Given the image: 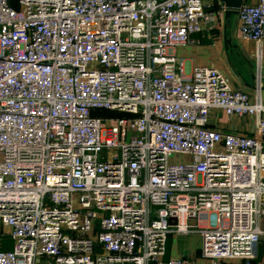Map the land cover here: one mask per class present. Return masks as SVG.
Listing matches in <instances>:
<instances>
[{
  "label": "built area",
  "instance_id": "2783aa9c",
  "mask_svg": "<svg viewBox=\"0 0 264 264\" xmlns=\"http://www.w3.org/2000/svg\"><path fill=\"white\" fill-rule=\"evenodd\" d=\"M224 11L0 0V264H196L166 258L171 233L194 231L207 264H264V0L238 15L254 98L173 52ZM212 108L255 128H215Z\"/></svg>",
  "mask_w": 264,
  "mask_h": 264
},
{
  "label": "crops",
  "instance_id": "0c3cea01",
  "mask_svg": "<svg viewBox=\"0 0 264 264\" xmlns=\"http://www.w3.org/2000/svg\"><path fill=\"white\" fill-rule=\"evenodd\" d=\"M258 0H244V4H256ZM231 40L229 47L226 39ZM257 45L250 40L242 39L239 30L238 15L226 17L225 11L216 23L205 26L201 32L192 36V41L173 49L174 53L185 59L186 75L196 65L215 66L227 77L229 85L249 93L256 94L257 80L253 77L257 69ZM262 75L264 76V44L261 58ZM264 81L262 82V87ZM260 93L264 103V89ZM211 126L224 132L250 134L255 128V117L230 116L225 111L212 108L210 111ZM187 256L196 264H207L201 257V249L168 253L166 258ZM261 259L258 260L260 264Z\"/></svg>",
  "mask_w": 264,
  "mask_h": 264
},
{
  "label": "rangeland",
  "instance_id": "374dc122",
  "mask_svg": "<svg viewBox=\"0 0 264 264\" xmlns=\"http://www.w3.org/2000/svg\"><path fill=\"white\" fill-rule=\"evenodd\" d=\"M174 52V51H173ZM105 115L108 116H125V114H121L118 112H104ZM109 124V123H107ZM181 157H179L180 159ZM4 242L10 246H12V241L10 238H5ZM202 238L197 231L190 233H178L174 232L169 235L167 248L168 253H181L184 251H192L195 252L197 249L201 247ZM208 262V260L203 259Z\"/></svg>",
  "mask_w": 264,
  "mask_h": 264
},
{
  "label": "water",
  "instance_id": "95a60500",
  "mask_svg": "<svg viewBox=\"0 0 264 264\" xmlns=\"http://www.w3.org/2000/svg\"><path fill=\"white\" fill-rule=\"evenodd\" d=\"M225 5V14L227 18H230L232 15H239L240 7L243 5L244 0H221ZM227 46L231 44V40L226 39ZM254 78H257L256 73L253 75ZM264 81V76L262 77ZM264 89V86L262 87Z\"/></svg>",
  "mask_w": 264,
  "mask_h": 264
}]
</instances>
